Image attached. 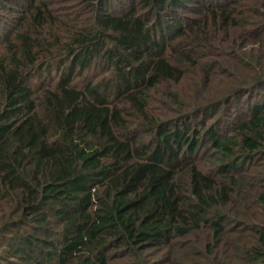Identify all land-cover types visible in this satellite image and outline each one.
Listing matches in <instances>:
<instances>
[{"label": "trees", "instance_id": "trees-1", "mask_svg": "<svg viewBox=\"0 0 264 264\" xmlns=\"http://www.w3.org/2000/svg\"><path fill=\"white\" fill-rule=\"evenodd\" d=\"M81 1L0 0V264H264V0Z\"/></svg>", "mask_w": 264, "mask_h": 264}, {"label": "rangeland", "instance_id": "rangeland-1", "mask_svg": "<svg viewBox=\"0 0 264 264\" xmlns=\"http://www.w3.org/2000/svg\"><path fill=\"white\" fill-rule=\"evenodd\" d=\"M81 2H82L81 0H53V4L58 10L63 11V12H69V13L71 11H74L76 13V16H78L80 13L82 14L83 8L80 5ZM5 14H7V13L5 12ZM246 42L247 41H240V43L242 45H244ZM247 46L255 48V50H257V49L264 50V46L261 47L260 44H258V45L249 44L248 45V43H247ZM229 226L230 225H228V227ZM191 259L196 260L197 256L194 255V256H192Z\"/></svg>", "mask_w": 264, "mask_h": 264}]
</instances>
